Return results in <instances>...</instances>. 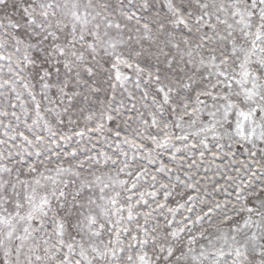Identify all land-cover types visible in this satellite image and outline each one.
I'll return each mask as SVG.
<instances>
[{"label": "snow or ice", "instance_id": "1", "mask_svg": "<svg viewBox=\"0 0 264 264\" xmlns=\"http://www.w3.org/2000/svg\"><path fill=\"white\" fill-rule=\"evenodd\" d=\"M0 264H264V0H0Z\"/></svg>", "mask_w": 264, "mask_h": 264}]
</instances>
